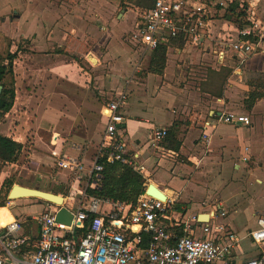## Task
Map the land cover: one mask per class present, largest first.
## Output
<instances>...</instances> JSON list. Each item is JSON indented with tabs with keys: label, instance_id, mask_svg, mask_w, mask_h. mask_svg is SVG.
<instances>
[{
	"label": "crops",
	"instance_id": "crops-1",
	"mask_svg": "<svg viewBox=\"0 0 264 264\" xmlns=\"http://www.w3.org/2000/svg\"><path fill=\"white\" fill-rule=\"evenodd\" d=\"M26 1L34 7L26 29L15 24L16 20L22 18L20 7L8 8V19L10 25L13 23V28L10 29L6 23L7 17L0 20V32L11 42L9 52L16 53L13 61L16 96L11 109L0 117L4 118L0 120V134L23 144L21 152L27 150L29 158L38 163L35 170H41L46 177H59L62 182L67 181L71 193H77L86 184L85 176L79 179L69 169L60 167L57 164L58 159L52 156L51 151L54 149L61 156L78 158L89 167L108 123L103 111L116 94L125 91L128 99L121 109L125 122L118 126L116 135L127 144L132 153H138L140 160L147 166V182L155 184L174 202L172 217L180 214L187 217L192 213H199V217L207 215L208 218L203 220H208L214 218L212 215L215 210L223 207L226 215L213 221L225 222L244 237L233 254L241 259L256 255L258 247L250 240L248 231L257 226L259 216H264L263 209L257 208H263L264 201H258V197L249 198L247 189L238 187L239 190L244 188L242 190H245L248 198H242L245 199L244 205L230 212L231 205L238 199V191L236 195L230 196L222 193L235 183L238 186H241V183L242 186H246L244 183H264V96L258 99L251 109L245 105L246 107L238 112L229 110L228 105L234 97L237 99L233 102L240 99L245 103L250 91L257 88L253 81L264 77V52L256 53L242 64L233 56L228 57L224 64H219L215 54L207 51L202 56L201 52L194 51L193 55L197 56L193 57L192 61H212L214 71H204L201 78L203 87L194 86L190 90V77L197 74L190 67V50L170 45L162 73L148 70V75L138 80L135 70L140 69L141 59H150L153 50L139 51L136 47L139 45L134 40H131L132 48L120 35L118 38L113 34L110 25L104 24L105 30H102L93 24L80 9L79 0ZM99 1L100 5L111 9L108 18H101L109 22L116 14L117 1ZM96 11L92 8L91 12L99 14ZM140 21L138 16L134 20L132 30ZM223 21L218 24L213 22L212 34L236 38L237 32L233 34L225 30ZM90 42L88 47L96 46L97 50L103 48L108 51L103 54L102 50L99 54H96V50L90 51L87 56L85 52L89 50L87 45ZM114 45L121 48L116 50ZM4 47H0V54ZM132 49L137 50L140 60ZM101 55L103 61H107L106 64L100 59ZM77 56L87 58L91 64L95 62L94 67H90L85 60L83 63L89 68L87 70L80 64ZM90 57H94L95 61L92 60L94 58L90 61ZM225 69L229 70V74L227 78L220 80L216 87L211 81L212 76L220 78L222 70ZM185 81L187 83L183 87L181 84ZM260 90L264 91V87H260ZM149 95L157 101L150 108L153 119L143 117L150 112L139 106L134 109V102H130V98L134 96L147 100ZM105 97L110 98L108 102ZM223 112L246 114L251 122L246 125L241 122L220 121L219 117ZM206 121L212 125H206ZM155 127L176 133V140L180 142L179 149L168 146L171 142L168 139L161 142L160 150L150 149L149 141ZM253 131L258 138H252ZM25 132H28L25 135L31 138L29 147L21 138L14 136L16 134L23 137ZM205 133L210 139L209 143L205 141ZM165 150L174 153L168 155ZM203 160H206L203 172L194 171V167L200 168ZM11 164L19 166L20 161L17 159ZM228 164L244 168L245 177L235 178L228 175L225 171ZM250 178L252 183H249ZM218 193L220 198L214 199L212 204H184L191 195L194 198H211L216 197ZM64 198L66 201L67 198ZM37 201L41 202L39 198ZM10 202L13 204V201ZM73 202L71 197L65 205L70 206ZM49 203L46 202L43 210L48 208ZM176 203L181 204L180 209L175 208ZM7 207L10 210V207ZM11 214L13 218L3 221L0 213L2 225L19 218L12 212ZM239 214H245L244 232L238 228V225L242 224L239 223L241 221L238 222ZM250 215L256 220H251ZM27 218L24 220L25 223H30L31 230L24 229V234L36 236L39 227ZM247 220L250 222L247 223ZM252 223L255 224L254 227L251 226ZM252 244L255 245L254 250L249 249Z\"/></svg>",
	"mask_w": 264,
	"mask_h": 264
},
{
	"label": "built area",
	"instance_id": "built-area-1",
	"mask_svg": "<svg viewBox=\"0 0 264 264\" xmlns=\"http://www.w3.org/2000/svg\"><path fill=\"white\" fill-rule=\"evenodd\" d=\"M233 1L153 0L131 31V40L146 52L169 38L182 36L183 49L212 52L219 64L232 56L242 64L256 53L264 52V26L261 19L255 18L254 3H249L251 15L247 16L246 24L235 22L236 38L214 36L211 26L215 14L226 11ZM127 99V93L122 91L108 102L103 111L108 118L106 130L89 167L78 158L51 151L60 167L69 169L79 179L83 175L86 179L82 190L66 197L74 199L73 204L67 205L73 213L72 223L57 222L56 212L60 206L50 202L48 208L30 218L39 227L36 236L24 234L25 220L21 218L0 224V264H264V216H259L257 226L248 231L250 240L258 247L257 254L241 259L233 251L244 237L225 222L213 221L226 215L223 207L214 211L213 219L201 220L199 213L173 218L174 202L169 198L161 200L144 193L133 204L87 193L88 187H98L102 182L101 159L127 164L145 178L149 177L139 154L132 153L116 135L118 126L125 122L121 109ZM219 120L246 125L251 122L246 114L230 112H223ZM205 124L212 125L209 121ZM167 135L168 129L155 127L149 148L160 150ZM204 138L209 143L206 133Z\"/></svg>",
	"mask_w": 264,
	"mask_h": 264
},
{
	"label": "rangeland",
	"instance_id": "rangeland-1",
	"mask_svg": "<svg viewBox=\"0 0 264 264\" xmlns=\"http://www.w3.org/2000/svg\"><path fill=\"white\" fill-rule=\"evenodd\" d=\"M73 1V0H72ZM126 3H120V0H117V10H116V14H114V18L112 20H110L109 22L101 19V18H108L110 16V11L111 9L109 7H103L102 5L99 4V0H79L80 3V9L83 11V14L87 17L88 16V20L91 21L92 23L97 25L99 28H101V26H103L104 24L111 27V31L113 32V34L115 36L120 35V38L127 42V44L131 45L133 48V44L131 42V36L130 33L133 28V23L134 20L149 7L151 6V4L153 3V0H125ZM233 3H237L239 4L236 7V15H231V18L224 16L227 12L232 13V11H229L228 8H230V6H227V10H221L218 13L215 14V18H214V22L215 24L222 22L223 20H230L233 22H239V20L242 23L247 22V16L251 15L248 13V7H249V3H254V6L256 8L257 11V15H255V18L258 20L261 19V25L264 26V0H234ZM232 4V3H231ZM243 4V7L240 5ZM10 7H20L22 9V18H20L19 20H16L15 24H19L20 27H22L23 29H26L28 27V25L30 24V19H31V12L32 10H34V7H31L26 0H0V20L2 17H7V21L6 23L8 24V26L11 28H13V23H11L10 25V21L8 19V8ZM92 8L96 11L99 12L94 14L92 13ZM244 9H246L245 14L244 15H240L237 16V13L240 11H243ZM96 11V12H97ZM128 12L126 15L125 13ZM119 14H121L119 16ZM125 15V16H124ZM91 16V17H90ZM233 22H228V21H223V25L225 30H229L231 31L233 34H235L237 32L236 26ZM132 27V28H131ZM131 28V29H129ZM110 29V28H109ZM95 32V29L93 30ZM121 33V34H120ZM0 35L2 36V32H0ZM94 43V42H93ZM91 45V42L88 46ZM93 47V46H92ZM92 47H88L89 50H86V55L88 56V54L90 53V51H95L96 50V54H99V51L102 50V54L107 52L108 50L101 48L100 50H97L96 46ZM114 49L119 50L118 48H121V46L119 45H114ZM137 49L139 51H142V47L140 46H136ZM133 53L135 54L136 57L140 58L139 53L137 52V50L132 49ZM194 51H190V67L193 69V72L197 73L196 75H190L192 77H190V90L193 89L192 87L196 86V87H203V81L201 80V78L203 77V72L204 71H214L212 68V61H206L203 62L201 61L200 63H195L194 61H192V58L197 56V54L193 55ZM197 52V51H196ZM205 52L201 53V55L203 56ZM212 53V52H211ZM193 55V56H191ZM210 55V54H209ZM213 55V53H212ZM148 56V54H147ZM79 57V56H77ZM135 57V58H136ZM211 57V55L209 56V58ZM91 58L94 57H90V61ZM100 59L103 61V57L101 55ZM80 64H82L83 67H85L87 70H89V68L87 66H85V64L83 63L85 60L88 63V65H90V67H94L93 64H95V62L93 64H91L88 59L85 57H79L78 58ZM148 61L149 58H144L140 60V69L135 70L136 73V77L138 76V80L141 78H144L148 75ZM194 62V63H191ZM107 61H103V64H106ZM134 66V64L132 65ZM201 67V68H200ZM190 68V70H191ZM189 69V68H188ZM222 75L220 78L218 77H214L212 76L211 81L214 83V85L216 87H218L219 81L220 80H224V78H227L228 74H229V70H222ZM134 76H132L133 78ZM135 77V79H136ZM219 79V80H218ZM262 82H264V77H260V79L253 81V83L255 84V86H258L259 84H261ZM187 82L185 81L184 83H182L181 85L184 87V84H186ZM204 89V88H203ZM152 93V92H151ZM150 97L146 99L134 96L132 98H130V102L133 101V108L136 109L137 106H139L140 108L144 107L146 110H148L150 113L149 114H145L143 117L145 118H149V119H153V113L151 112V107L155 104V97H152V95H149ZM105 101L108 102L110 98L105 97ZM108 98V99H107ZM237 98H232V102L229 103V110H236V111H242V109H244L246 106V104L244 102H242L240 99L236 100L233 102V100H235ZM228 103V102H227ZM4 118H0V120L2 121ZM18 124V122L16 123ZM258 134L260 133V128H258ZM28 133L25 132L24 135ZM14 136L21 138V140L24 141L25 145L27 147L30 146V141L31 138L28 135L25 136H17L16 134H14ZM104 136V134H103ZM102 136V137H103ZM252 138H258L255 135V131H253V133L251 134ZM30 154L27 152V150H25L24 152L22 151L21 154L19 155L18 161H20L19 166L17 165H13L11 164V162L9 163H3L0 161V202H2L4 200V202L6 203L5 207H2L0 209V213L2 215L3 221H8L9 219L13 218L11 212L18 216L21 219H24L26 217L27 220L30 219L29 216L34 215V214H38L40 213V211H43L45 204H46V200L44 199H40V203H37L38 201V197H28L29 195H26L22 198H18L19 196H13L11 199H9V193L13 187L14 184H19L25 187H31V188H39L41 190L44 191H50L53 192L55 194H59L62 195L64 197H70L71 196V187L70 184L67 183V181L62 182L59 177H46L41 170H35V167H37V161L35 163L34 160L29 158ZM182 161L185 162H189L187 161V159H182ZM206 160H203V162L200 163V168H195L194 167V171H200L203 172V170L205 169L206 166ZM21 165L23 167H21ZM35 170V171H34ZM225 171L228 175H232L233 177H245V169L244 168H236V167H232L231 165L228 164V166L225 168ZM147 181V180H146ZM147 184L149 182H146ZM249 183H252L251 178ZM146 184V185H147ZM246 186H242L243 184L241 183V186H238V184H233L230 187H228L222 194H225L227 196L230 195H236L237 192V196L238 199L235 200L236 202H234L231 205V209L230 212H232L233 210L239 209L242 205H244L245 203V199L242 198H248L247 195L249 196V198L251 197V199H256V197H258V201H264V183H254L253 185L251 184H246L244 183ZM238 187H245L247 190V195L245 190L242 189H238ZM57 191V192H54ZM219 196L220 193L217 194L216 197H200V198H194L193 195H191L190 199H188L184 204H192V203H196L197 205H207V204H212L214 201V199L216 198H220ZM69 200V198L67 199ZM66 200V201H67ZM13 201V204H10ZM65 201V204H66ZM41 203H44L43 205ZM10 207L9 208L7 207ZM259 210L263 209L262 212L264 214V207H257ZM11 211V212H10ZM185 213V212H184ZM239 219L238 222L242 223L240 225H238V228L244 232L245 228H244V222H245V214H239ZM230 218V216H228V219ZM251 220H256V218H254L253 215H250ZM242 219V220H240ZM250 220H247V223H249ZM236 226L237 223L235 222ZM252 227L255 226L254 223H252L251 225ZM24 229L26 231H30L31 230V226L30 223L27 222L24 224ZM251 248L249 249H255V245H250Z\"/></svg>",
	"mask_w": 264,
	"mask_h": 264
},
{
	"label": "trees",
	"instance_id": "trees-1",
	"mask_svg": "<svg viewBox=\"0 0 264 264\" xmlns=\"http://www.w3.org/2000/svg\"><path fill=\"white\" fill-rule=\"evenodd\" d=\"M120 3H126V1L120 0ZM238 5L237 3L229 4L230 8L228 9L232 13L227 12L224 16L231 18V15L236 13V7ZM240 15H244V12L240 11L237 13V16ZM239 23L242 26L246 24V22L242 23L240 20ZM184 43L185 39L182 36L172 37L161 42L151 52L148 70L153 73H162L166 66L168 46L175 45L183 48ZM10 45V40L0 35V47L5 46L2 49L3 52L0 54V85L3 86L0 95V117L4 116L11 109L16 96L15 73L13 68L16 53L9 52ZM5 60H7L6 63ZM260 87H264V82L259 84L255 90L250 91L248 97L245 99V104L249 109L253 107L258 99L264 96V91L260 90ZM165 139L171 141L167 144L168 146L179 149L180 142L176 140V133L168 131ZM22 147L23 144L21 142L0 134V161L3 163L15 162L19 157ZM100 161L104 165L102 182L98 187H88L87 193L114 202L125 201L136 204L140 195L146 191V178L127 164L121 162H106L104 159ZM5 205L4 200L0 202V207ZM180 205V203H176L175 208L180 209Z\"/></svg>",
	"mask_w": 264,
	"mask_h": 264
},
{
	"label": "water",
	"instance_id": "water-1",
	"mask_svg": "<svg viewBox=\"0 0 264 264\" xmlns=\"http://www.w3.org/2000/svg\"><path fill=\"white\" fill-rule=\"evenodd\" d=\"M2 89H3V86L0 85V94L2 92ZM146 193L156 198H159L161 200H167V195L162 190H160L157 186H155V184L153 183H149L147 185ZM26 195H29L28 197H38L40 199H44L48 202L59 205L60 208L56 212V221L67 224V225H70L72 223L73 213L65 205L64 196L55 194L50 191H44L39 188H31V187H25L19 184H14L9 193V199H11L13 196H19L18 198H22ZM199 218L203 220V219H207L208 216L200 215Z\"/></svg>",
	"mask_w": 264,
	"mask_h": 264
},
{
	"label": "bare ground",
	"instance_id": "bare-ground-1",
	"mask_svg": "<svg viewBox=\"0 0 264 264\" xmlns=\"http://www.w3.org/2000/svg\"><path fill=\"white\" fill-rule=\"evenodd\" d=\"M92 60H93V61H95V58H94V59H92ZM93 61H92V62H93ZM0 224H2V223L0 222Z\"/></svg>",
	"mask_w": 264,
	"mask_h": 264
}]
</instances>
